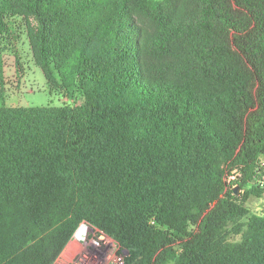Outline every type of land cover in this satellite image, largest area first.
I'll return each mask as SVG.
<instances>
[{
    "label": "trees",
    "instance_id": "1",
    "mask_svg": "<svg viewBox=\"0 0 264 264\" xmlns=\"http://www.w3.org/2000/svg\"><path fill=\"white\" fill-rule=\"evenodd\" d=\"M18 19L74 105L0 94V264H52L82 223L129 264L172 231L176 264H264L234 192L264 193V0H0L1 78Z\"/></svg>",
    "mask_w": 264,
    "mask_h": 264
},
{
    "label": "rangeland",
    "instance_id": "2",
    "mask_svg": "<svg viewBox=\"0 0 264 264\" xmlns=\"http://www.w3.org/2000/svg\"><path fill=\"white\" fill-rule=\"evenodd\" d=\"M141 20L145 28L151 23ZM13 36V50L7 51L3 58V77L0 76V94L8 107H44V106H71L74 99L65 95L61 89L51 87L42 70L35 62L24 22L15 21ZM74 98H77L76 95ZM235 177H229L234 180ZM254 185L264 190V156L261 158V173ZM244 193L236 197L250 210L251 215L264 218V193L260 197L245 198ZM152 224V223H151ZM91 231L89 236L80 234L81 231ZM189 230H195L189 227ZM235 232V227H232ZM231 235L232 242H240L241 236ZM188 239L177 232H170L164 241L165 247L160 248L153 264H176L177 256L183 244ZM131 253L104 232L82 223L76 232L69 238L58 257L52 264H129Z\"/></svg>",
    "mask_w": 264,
    "mask_h": 264
},
{
    "label": "bare ground",
    "instance_id": "3",
    "mask_svg": "<svg viewBox=\"0 0 264 264\" xmlns=\"http://www.w3.org/2000/svg\"><path fill=\"white\" fill-rule=\"evenodd\" d=\"M89 232H91V231H81L80 232V234H82V235H85L86 237H88L89 236Z\"/></svg>",
    "mask_w": 264,
    "mask_h": 264
},
{
    "label": "water",
    "instance_id": "4",
    "mask_svg": "<svg viewBox=\"0 0 264 264\" xmlns=\"http://www.w3.org/2000/svg\"><path fill=\"white\" fill-rule=\"evenodd\" d=\"M234 192H235V194L238 196L239 194H240V188L239 187H236L235 189H234Z\"/></svg>",
    "mask_w": 264,
    "mask_h": 264
}]
</instances>
